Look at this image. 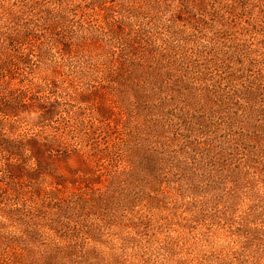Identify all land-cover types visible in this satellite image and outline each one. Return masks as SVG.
Returning a JSON list of instances; mask_svg holds the SVG:
<instances>
[{
    "label": "rangeland",
    "instance_id": "1",
    "mask_svg": "<svg viewBox=\"0 0 264 264\" xmlns=\"http://www.w3.org/2000/svg\"><path fill=\"white\" fill-rule=\"evenodd\" d=\"M0 264H264V0H0Z\"/></svg>",
    "mask_w": 264,
    "mask_h": 264
}]
</instances>
